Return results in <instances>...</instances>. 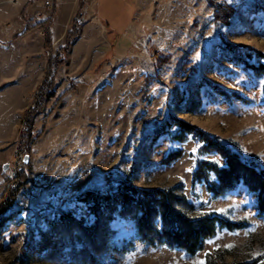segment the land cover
Wrapping results in <instances>:
<instances>
[{
  "label": "rangeland",
  "instance_id": "rangeland-1",
  "mask_svg": "<svg viewBox=\"0 0 264 264\" xmlns=\"http://www.w3.org/2000/svg\"><path fill=\"white\" fill-rule=\"evenodd\" d=\"M45 1L51 7V0ZM212 1L233 9L227 24L214 22L207 0H100L90 13L79 0L73 17L77 36L85 18L87 26L73 54L77 36L64 52L67 33L61 42L50 38L47 43L50 22L42 31L31 28V40L28 32L11 42L4 35L12 22L0 11V50L13 53L0 58V73L13 69L20 77L0 90V205L15 195L0 220V264H91L89 255L94 264H264V220L256 215V194L240 187L211 198L202 183H191L198 160H220L200 152L191 138L172 139L176 129L167 123L176 118L194 125L264 169V77L230 63L222 48L226 42L264 54V0ZM37 16L30 9L20 24L30 26ZM95 17L107 32L92 23ZM58 52L54 96L32 117L29 131V111L48 60ZM35 68L42 72L38 87L24 79L30 80L25 71ZM207 83L250 103L223 97ZM16 112L9 139L7 117ZM25 133L32 136L24 150L27 163L19 155ZM179 149L178 160L162 163ZM122 181L142 189H173L192 205L191 215L213 212L243 227L217 229L195 254L136 241L130 251L117 252L115 247L132 239L134 229L114 221L108 252L101 238L89 255L74 252L69 231L58 223L60 214L70 212L91 223L88 206L77 197L85 191L107 194Z\"/></svg>",
  "mask_w": 264,
  "mask_h": 264
},
{
  "label": "trees",
  "instance_id": "trees-1",
  "mask_svg": "<svg viewBox=\"0 0 264 264\" xmlns=\"http://www.w3.org/2000/svg\"><path fill=\"white\" fill-rule=\"evenodd\" d=\"M83 1L80 0L81 3ZM207 2L212 6L214 22L227 24L228 19L233 14V9L229 5L215 3L212 0H207ZM38 24L43 25L45 29L48 27V23H44V21L38 22L36 25L26 26L13 40L27 34L31 31V28H34ZM78 28L79 25L75 19L72 27L66 34V44L62 47L61 52L68 51L74 38L77 36ZM45 37L47 38V43H49L50 31L48 29ZM222 48L227 53L230 63L241 66L245 71H250L255 75L264 77L263 53L251 47L232 45L226 42L222 44ZM61 52L51 56L48 60L44 82L39 87L36 101L29 111L30 115L25 122L29 131L32 125V117L42 112L45 102L54 96V74L59 65ZM207 84H209L212 90H216L223 97L232 98L242 103H250L248 99L237 92L232 91L227 93L215 85ZM67 91L70 92L71 89L69 88ZM58 101L56 100L53 105L56 106ZM167 123L176 129L172 139L184 142L191 138L200 144V152L213 154L220 160L219 163L198 160L192 170L191 183H202L205 191L211 195V198L219 197L226 191L235 190L240 187L249 193H255L256 215L264 220V169L259 168L251 160L242 158L236 150L231 149L217 137L206 134L194 125L176 118L167 119ZM29 138H32V136L30 137L29 133H25L20 143L22 145V151L19 152L21 158L24 156V150L28 149V145L30 144ZM36 138H33L32 144ZM181 156V149L174 150L163 158L162 163L169 164L178 160ZM21 166L23 167V164L19 166L17 174L22 179L21 173L23 172L20 169ZM14 196V193H12L0 205L1 221L2 214H5L11 208ZM77 201L88 206L92 215L91 223H83L81 220L73 217L70 212H62L58 223H60L65 231H69L70 247L73 245V251L81 254L94 252L96 250V248L93 250L94 244H98L101 241L99 238L105 243V250L108 252V240L115 233L111 227L114 221L129 223L134 229L132 239L123 241L120 247H115L114 250L117 252L130 251L136 241L149 246H166L170 249H180L186 253L195 254L202 250L204 242L210 240L215 235L217 229L225 228L231 230L243 227L242 223L232 222L213 212L199 216L191 215L190 210L193 208L192 205L188 204L183 196L176 195L173 189H142L136 188L124 181L115 190H111L104 195L85 191L77 197ZM56 228L57 226L51 232L56 231ZM101 233H103L102 236L100 235ZM43 244L44 242L41 241L40 245L42 246ZM75 247H80V250H75ZM88 259L91 261V264L97 262L90 255ZM234 264H254V262Z\"/></svg>",
  "mask_w": 264,
  "mask_h": 264
},
{
  "label": "crops",
  "instance_id": "crops-1",
  "mask_svg": "<svg viewBox=\"0 0 264 264\" xmlns=\"http://www.w3.org/2000/svg\"><path fill=\"white\" fill-rule=\"evenodd\" d=\"M44 1L45 0H17V4L9 5L8 3H5L6 0H0V11L4 12L2 16L12 22V27L10 28L11 30L9 29V31L7 32L8 34L4 35V36H8V37H5V38H11V42H15L19 38H22L24 35L17 38L16 40H13V38L16 37L17 35H19L24 30V28L27 26V25H25L23 27V25L20 24L21 23L20 20H22V18H24L26 16V11H28L30 9H34L37 11L39 16L36 17L37 21H35L31 25H36V23L42 22V21H44V23L50 22L51 23L50 38H51L52 42H61L64 39L67 31L71 28L73 17L75 15L76 10H77L79 0H51V7L45 6ZM98 1H100V0H84L83 9H85L86 12H87V10H88V12L92 11V8L94 7V2H98ZM100 5H101V3H100ZM46 8H48L49 10H46ZM93 10H94V8H93ZM99 11H100V9L98 10V12ZM92 19H93L92 23L96 22L97 24H99V31H103V32L106 31L107 32V30L104 29V27L101 24V21L99 19H97L96 17L92 18ZM85 20H87V19L85 18ZM85 20L82 22L81 30H80L76 40L74 41V44L72 45V50H71L72 54H73V50L78 45V42L81 39L84 31L86 30V26H87L86 23L87 22ZM41 26H43V25L38 24L34 28L37 27L36 29L41 30L40 29ZM96 29H98V28H96ZM30 34L31 33L29 32L27 35H29L28 38L31 40L33 38V36L32 35L30 36ZM2 41L3 40L0 39L1 43H2ZM43 41H44V38H43ZM1 43H0V47L3 46ZM71 53H70V58L72 57ZM10 54H13V53L11 51H7V49H3V50L1 49L0 50V58L5 57L6 55L12 56ZM20 54H24V53H20ZM24 65H25V63H23V66ZM24 69H25V66H24ZM36 72H37V75H36ZM25 74L26 75L30 74V76H31L30 80L28 78H24V79H26V81L28 83H30L29 85H31V86L33 84V86L37 85V87H38L40 85V83L42 82V77H41L42 72L39 70V68L28 69L25 71ZM19 79H20V77H18V78L15 77V70H13V69L9 72H6V73L1 72L0 73V85H2V84H5V85L0 86V90H2V88L6 87V85L7 86L8 85H16L18 83ZM9 103L12 104V100H10ZM9 109H11V106H9ZM18 110H20V109H18ZM17 113L18 112H16L15 115H13V117H7V119H9L8 120L9 121L8 122L9 123L8 124V127H9L8 133H9V131L12 130V126H14V122L17 119ZM11 136H12V133H9L8 138L10 139ZM0 143H1V141H0Z\"/></svg>",
  "mask_w": 264,
  "mask_h": 264
},
{
  "label": "water",
  "instance_id": "water-1",
  "mask_svg": "<svg viewBox=\"0 0 264 264\" xmlns=\"http://www.w3.org/2000/svg\"><path fill=\"white\" fill-rule=\"evenodd\" d=\"M23 162H24V163H27V162H28V157H27V156H24V157H23ZM7 168H8V166L5 165V166L3 167V171H5Z\"/></svg>",
  "mask_w": 264,
  "mask_h": 264
},
{
  "label": "built area",
  "instance_id": "built-area-1",
  "mask_svg": "<svg viewBox=\"0 0 264 264\" xmlns=\"http://www.w3.org/2000/svg\"><path fill=\"white\" fill-rule=\"evenodd\" d=\"M45 6H49L50 4H49V1H45Z\"/></svg>",
  "mask_w": 264,
  "mask_h": 264
},
{
  "label": "bare ground",
  "instance_id": "bare-ground-1",
  "mask_svg": "<svg viewBox=\"0 0 264 264\" xmlns=\"http://www.w3.org/2000/svg\"><path fill=\"white\" fill-rule=\"evenodd\" d=\"M74 20V19H73ZM73 45V44H72ZM16 158V157H15ZM18 164V163H17Z\"/></svg>",
  "mask_w": 264,
  "mask_h": 264
}]
</instances>
